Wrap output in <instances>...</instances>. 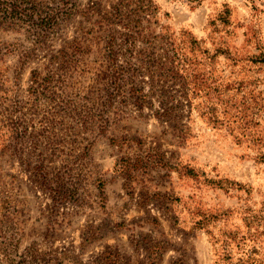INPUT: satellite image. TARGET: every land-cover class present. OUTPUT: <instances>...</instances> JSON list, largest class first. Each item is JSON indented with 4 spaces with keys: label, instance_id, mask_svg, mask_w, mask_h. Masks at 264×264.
I'll list each match as a JSON object with an SVG mask.
<instances>
[{
    "label": "rangeland",
    "instance_id": "obj_1",
    "mask_svg": "<svg viewBox=\"0 0 264 264\" xmlns=\"http://www.w3.org/2000/svg\"><path fill=\"white\" fill-rule=\"evenodd\" d=\"M180 30L256 53L264 0H0V264L30 247L24 264H219L235 228L264 251L261 221L243 222L264 208V117L247 123L264 68L244 60L262 81L225 105L159 71ZM205 63L213 84L240 69ZM193 209L222 217L194 229Z\"/></svg>",
    "mask_w": 264,
    "mask_h": 264
},
{
    "label": "trees",
    "instance_id": "obj_2",
    "mask_svg": "<svg viewBox=\"0 0 264 264\" xmlns=\"http://www.w3.org/2000/svg\"><path fill=\"white\" fill-rule=\"evenodd\" d=\"M228 11L229 10L226 8L225 11L218 17L220 25H216V23L213 22L214 29L211 31L213 34L215 31H223L228 34ZM165 34L171 46V52L170 55L161 59L159 71L170 77H179L187 86L189 84H193L199 90H209V92H212L213 95H215L217 99L225 105L235 108L238 107L235 105L236 99H221L226 96L227 93L230 97H236L234 93L230 92V90H234L237 93L240 90H243L246 84L253 83L255 86L257 82L262 81L259 77L251 75L248 76L245 73L242 74L246 67L243 63L244 60L247 63L258 64L260 65V68H264V46L262 45L256 44V53L245 54V56H243L235 47L229 46L228 41L223 37V35H214L213 38L217 37L220 40L217 47L210 50L209 48L202 46L204 39H197L193 36V34L185 30H180L178 36H175L174 33ZM253 34H255V32L251 30V37ZM219 56H222L227 61L229 60L232 66H239L240 69L237 72V76L233 79L227 80L224 83L223 77L222 80L215 81L213 84L209 69H205V67L208 66L205 62H211ZM42 85H48V78L42 80ZM33 91L35 92L36 90L33 89ZM251 99L254 102L252 105L254 111L251 113V116H248L250 119L247 120V123L255 125L257 124V117H264V97L261 94H256V96ZM242 105L243 107H248L244 104V102ZM238 111L242 112V109H239ZM244 116L247 117L246 115ZM214 119H216L215 116ZM260 159H264V152L260 154ZM138 161L139 160L137 159L134 162H131L129 159L121 158V161L117 164L116 169L125 171L127 168L145 167L144 163L141 162L142 164H138ZM171 167L181 173L179 164L172 165ZM183 172L192 176L195 175L193 169L187 166H184ZM41 175L46 180L52 179L57 182L55 187L57 199H68L70 197V194H67V192L62 189L60 186L61 184L57 179L54 180L52 177L49 179L46 172H43ZM192 213V215H194L193 228L204 229L207 232H210L209 226L222 217V213L220 212L213 213L199 209H193ZM258 220L261 221V224L258 225H261L264 229V208L259 209L257 213H246L243 217V222L246 227H249L251 223ZM222 235V238H220L221 253L219 254V264H264V251L262 250V246H258V242L255 241V238L248 237L249 235L252 236L253 233L246 232L240 234L239 230L235 228L223 231ZM217 240L218 239L216 238V241ZM230 242H232L235 246V250L230 248ZM35 252L36 249L30 247L27 251L21 253L17 260L11 258L12 263L10 264H24L29 262V260H27L28 257L34 259L36 257Z\"/></svg>",
    "mask_w": 264,
    "mask_h": 264
}]
</instances>
